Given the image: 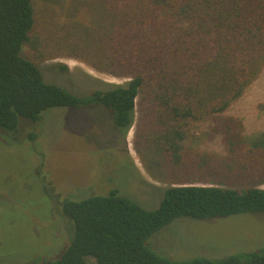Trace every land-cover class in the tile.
<instances>
[{"label":"trees","instance_id":"obj_1","mask_svg":"<svg viewBox=\"0 0 264 264\" xmlns=\"http://www.w3.org/2000/svg\"><path fill=\"white\" fill-rule=\"evenodd\" d=\"M44 2L39 8L38 0H0L1 128L18 134L21 119L37 125L54 108L102 106L128 131L141 108L149 123L144 137L155 128L173 158L188 155L196 168L229 171L241 187L173 184L155 210L117 189L65 199L71 244L59 259L23 264H264V246L172 259L152 245L180 220L264 214V132L250 139L243 122L227 115L264 72V0ZM24 47L33 59L24 57ZM60 58L125 82L75 95L41 73L40 62ZM200 126L209 139L221 138L224 154L184 146ZM38 138L36 132L29 137Z\"/></svg>","mask_w":264,"mask_h":264},{"label":"rangeland","instance_id":"obj_2","mask_svg":"<svg viewBox=\"0 0 264 264\" xmlns=\"http://www.w3.org/2000/svg\"><path fill=\"white\" fill-rule=\"evenodd\" d=\"M44 6V0H38V7ZM23 55L34 58L29 47H24ZM39 65L47 83L78 96L125 82L72 59ZM60 65L68 66V71L58 70ZM227 115L243 122L244 135L250 139L264 132V72ZM146 119L138 108L132 127L123 131L102 106L54 108L37 125L21 119L18 134L0 127V264H23L42 256L59 259L74 237L69 239L73 222L62 214L65 199L109 195L117 189L155 210L173 184L241 187L229 171L196 168L188 155L173 158L165 141L157 140L155 128L148 129L145 138ZM32 132L39 134L34 142L29 139ZM204 132V126L198 127L184 146L193 152L224 154L221 138L209 139ZM152 245L172 259L254 250L264 246V214L180 220L156 234Z\"/></svg>","mask_w":264,"mask_h":264},{"label":"flooded vegetation","instance_id":"obj_3","mask_svg":"<svg viewBox=\"0 0 264 264\" xmlns=\"http://www.w3.org/2000/svg\"><path fill=\"white\" fill-rule=\"evenodd\" d=\"M60 202V201H59Z\"/></svg>","mask_w":264,"mask_h":264}]
</instances>
